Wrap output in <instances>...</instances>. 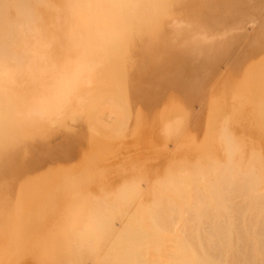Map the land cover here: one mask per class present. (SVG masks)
<instances>
[{"label": "bare ground", "instance_id": "1", "mask_svg": "<svg viewBox=\"0 0 264 264\" xmlns=\"http://www.w3.org/2000/svg\"><path fill=\"white\" fill-rule=\"evenodd\" d=\"M242 19L246 22L245 24L241 23ZM262 23L264 24V0H0V234L6 230L8 221L11 223L10 226L14 227L24 216L23 219L26 222L28 216L25 217L27 215L25 211L31 212L34 208L33 210L39 213L37 208L45 211L44 207L47 204L49 210L51 198L65 191L55 189V186L76 182L85 184L88 180L79 174L81 172L72 174L65 172L55 152V143L63 140L68 128H72L68 127L63 119L67 115L71 96L75 93L73 91L80 90L83 83L90 81L93 75L102 74L114 83L109 87L116 91L124 88L131 89L132 92H125L124 89L121 94L132 95L135 98L134 103H127L137 107L141 103L142 94H145L141 90L159 86L158 88L163 89L164 95L167 90L176 87L177 90L184 88L188 91L199 84L197 80L202 73H207V77L203 76L207 78L209 85L212 80L213 84L218 85L235 83V88L241 85V90L246 87L245 90L251 91L250 95L256 102V98L260 99L257 97L258 91L264 88V47H261V40L264 41V26L258 28V25ZM246 24L252 27L257 25L258 34L262 38L260 41L256 40L255 35L251 36L246 29ZM216 73L219 75L212 78ZM194 83L192 88L191 84ZM186 86L190 88L187 87V89ZM196 89L192 90L193 95ZM178 92H174L177 96L174 93L170 94V98L176 99L180 96L179 101L181 99L183 101L182 96L186 95V92ZM224 92L226 96L230 94L228 91ZM151 94L144 96L151 98L153 95ZM167 94L166 96H169ZM164 95L163 99L166 97ZM215 95L212 97L218 96ZM189 96L191 94L186 95L187 100ZM206 96L207 94H204V97ZM219 96L222 95L219 94ZM121 100L127 101V96ZM169 100L162 101L167 103V101L170 102ZM151 101L148 102L153 103ZM155 103L156 100L153 105ZM158 104L159 102L157 106ZM260 104L261 107L264 106L263 99ZM142 105L140 104L139 107ZM263 110L261 109L262 113ZM140 116L145 118L143 111ZM155 116L158 117V115ZM162 116L166 115L156 117L151 124L159 123ZM54 118L58 120L53 121ZM143 118L139 117L135 126L142 127ZM209 131L213 133L216 128L211 127ZM179 136L182 137V135ZM225 137L224 141L227 144L230 139ZM109 141L110 139H104L101 142L104 147L112 146L115 149L117 144L109 145ZM97 143L99 144L100 140ZM121 145L123 144L120 143ZM223 150H220L222 151L220 155L216 149L211 150L206 157L218 158V155L221 157ZM227 150H231L230 145ZM86 151H78L73 156L78 160L80 157L81 160H85L88 156ZM195 159H198V155ZM218 160H216L218 163L215 168L213 166L212 171L208 172L209 174H206V171L204 173L196 170L193 171L195 174L189 173L187 175L189 178L185 177V181L174 180L176 183H173L177 185L175 186L177 189L175 190L174 187L172 190H183L182 192H185L180 191V193L185 196L171 191L168 187L162 192L161 198L155 195L157 190L151 192V188L148 189L150 195L148 190L146 189V192L144 189L137 196L138 189L136 192L131 191L138 187V184H135V188L133 187L131 191L125 187L128 189L125 193V189L120 193L121 188L120 194H117L118 196L125 194L122 198L126 196L129 200H133L135 196L138 198L140 196L139 205H134L135 203L132 205L143 211L145 216L143 217L142 214V217L145 220L143 223L140 219L142 222L140 223L139 220L136 221V218V220L129 219L132 216L130 209L129 212H119V216L125 214L126 219L115 224L117 227L113 228L114 237H111L112 234L107 235L109 226L114 223L107 220L109 217L105 218L109 223L103 222L108 225H102L100 222L101 228L98 226L99 221H96L97 233L94 231L95 233L90 235L86 231L91 226L85 228L82 221H75V223L80 222L79 224L84 226L86 232L80 233L75 227L77 234L80 233V236L83 234L81 241L78 234L76 242L72 239L77 235L76 231L71 233V236L68 233L72 231H70L71 223L75 225L70 216L71 222L67 224L69 227L65 226L57 233H62L60 236L63 239H65L63 236H67L66 233H68V239L75 234L70 238L71 240L69 239L75 244L65 239L69 242V246L73 244L75 248L72 246L67 253L64 251L65 255L58 247L61 245L64 249L68 244L63 247L60 236L57 240L58 235L53 234L56 236H50L51 240L49 238L47 241L52 242L53 238V243L56 241L57 246L55 243L53 245L55 248L49 247L54 250L48 249L51 255L46 254L48 255L46 257L51 256L52 259L50 257L49 260H54L47 263L69 264L72 257L73 260L78 257L74 263L70 264H88L87 257H90L92 261L89 262L92 264H264V184L263 187H258L259 181L255 178L256 176L254 177L255 173L252 171L254 173L252 175L247 171V167L245 170L244 157L231 158L226 155L220 164L221 159ZM216 161L213 162L216 163ZM260 173L259 175L262 174ZM122 181L124 180L117 184L119 185ZM165 182H161L162 187L166 186L164 184L167 182ZM161 183L155 185L160 189ZM89 186L98 196L106 195L105 190L101 195L103 189L99 188L100 185L96 180L89 182ZM141 186L143 187V184ZM129 187L132 188V185ZM153 192L155 194L151 196ZM106 193H108L107 190ZM115 193L116 191L113 196L107 194V197L115 198L117 196ZM172 193L176 196L174 194L171 196ZM70 194L69 197L72 195ZM66 196L68 195L66 194L60 201L70 199ZM118 196L117 198L120 199ZM107 197L103 200L105 201ZM36 199L37 201L42 199V202L46 200L45 203L47 200L49 202L40 204V201L39 203L36 201L43 206V208L37 207L36 211V206L33 204ZM115 199L109 198V202L103 203L107 205V202L110 203V200ZM74 200L82 202L81 197ZM20 201L23 203L21 206L28 203L27 206L25 205L26 208L19 207ZM84 204L86 206V201ZM84 204H81L83 208ZM87 205L89 206L88 203ZM90 205L95 210L96 206L94 207L93 203ZM51 208L54 212L53 206ZM73 209L80 217V213L78 215L76 212L78 210H75V207ZM21 210H24L23 216ZM182 211L187 212L190 217L178 224L174 218H177L178 222L180 218H184L181 215ZM89 212H87L88 216H90ZM20 216L21 219H19ZM135 216L137 217V214ZM172 220L175 221L173 225ZM82 225H80L81 229ZM93 226L95 225L92 223L91 229L95 230ZM98 229L101 233H98ZM30 230L33 231V229ZM67 241L65 243H68ZM99 243L103 246L98 245ZM55 250H60L63 255L60 256L61 253L58 251L57 254L60 255L57 256L60 258L56 256L57 259H55ZM87 250L88 253H86ZM72 252H78V256L77 253ZM63 256L67 259L70 257L68 263H65L66 260L60 261ZM19 259H16V262ZM0 264H3L1 260Z\"/></svg>", "mask_w": 264, "mask_h": 264}, {"label": "rangeland", "instance_id": "2", "mask_svg": "<svg viewBox=\"0 0 264 264\" xmlns=\"http://www.w3.org/2000/svg\"><path fill=\"white\" fill-rule=\"evenodd\" d=\"M244 20L247 22L246 18H244ZM244 20L242 19L241 23L244 22V24H245L246 22ZM237 22H238V20H237ZM248 25H250V24L245 25L247 27L246 29H248V32H250L251 36L255 35L256 40L260 41L262 38H261L260 34H258L259 30L257 29V25L253 26V27H252V25H250V26H248ZM261 26L263 27L264 24L263 23H262V25L259 24L258 28ZM255 37H253V38H255ZM261 47L262 48L264 47V41L263 40H261ZM210 70H211V68H210ZM203 75H205L207 77V73H205V74L202 73V75L199 76V79L197 80L199 84H197V85H195V83L191 84V86L195 85V88H193L194 86H192L193 89L189 90L187 87L190 88V86H186L188 91L184 88H182V89L178 88V90H177V87L174 89H169L166 91V94L170 90L172 91V92L168 93L169 96H166V94L164 95L163 94L164 91H162L163 89L161 90V88H158L159 86L154 87V88L150 87V88L141 90V91L145 92V94L143 93L141 96L142 97L140 99L141 103L139 101V103L141 105L143 104L141 107H139L140 104H138L137 107L135 105H132V104L129 105L128 104V103H134V101H135V98L132 95H130L128 93L121 94L122 92H124L123 91L124 89H125V92H132L131 89L124 88V89H119L120 91H118V90L116 91L114 88L109 87L114 83H112L108 77H106L102 74L93 75L91 77L90 81L83 83L84 85H82V88L80 90L73 91L75 93L71 96L70 103L67 106V108H68L67 109V115L64 116V119H63L64 123L68 127L71 126L72 128L71 129L68 128L67 133H66L63 140L55 143V147H56L55 152L57 153V158H58L59 162L61 163L62 169L65 172H67L68 174H72L74 172H81L79 174H82L84 177H86V179L88 178V180L85 182V184H84V182H78L80 184L79 186H78L77 182H76L77 184L73 183L74 185L72 183H65V184L58 185L59 187L55 186V189L65 190L66 194L68 195V196H66L67 198L69 197V193H71L72 195L70 194L71 195L69 197L70 199L65 200V201H60V199L62 198V200H63L64 199L63 197L66 195L65 191H61L58 194V196H60L59 198H58V196L51 198V200H50L51 204L49 203V206H50L49 210L47 207L48 206L47 202H49L48 200L46 203H45L46 200L43 202H42V199L38 200V201H40V204H43V203L47 204V206L44 205V206H46V207H44L45 211L44 210L42 211L41 208H37L40 206L43 208V206L40 204H37L36 203L37 199H36L34 201L36 204L35 203H33V204H34V206H36L35 209L37 208L39 210V213H40V211H41V213L39 214L38 212H35V210H33L34 208H32L31 212L29 211L30 213L28 211H25L27 213V215L25 217L28 216L27 221H26L28 223H26L25 220L23 219L24 218V216H23L24 210L23 211L21 210L22 216H23L22 217L23 222H22L21 216L19 217V219H21V220H19L21 223L19 222V224L14 226V227L10 226L11 223H9V221H8V226H7L8 229L6 228V230H8L9 232L4 230L3 233L0 234V240H1L0 241L1 242L0 243V260L2 261V263L3 264H12V263L13 264H39L41 262L40 264H49V263H47V261L48 262L50 261V263H51L54 259L51 261V260H49V258L51 256L50 257H46V256L51 255V253H49V250H51V249L54 250L52 247H54L53 245L56 243V241H55V243H53L54 242L53 238H52V242L47 241V239L49 240V238H50V240H51V237L58 235L56 237V239L58 240L59 236L62 233L59 234L57 232L62 231L63 227H65V226H66V228L69 227L68 225L70 224L71 221L75 225H72V223H71L70 231L71 230L72 231L68 232L69 236H71V233H75V231H76L75 234H77L78 231L80 233L84 234L85 228H88L89 226H91L88 228V230L86 229L87 234L90 235L91 233L94 234L95 233L94 231H96V233H97L96 223L98 221H99L98 226L101 228V225H99V224H101V223H102V225L106 224L103 222L104 221L107 222L105 218L109 217L107 220H111L110 223L112 221L114 223H111L113 225L109 226L108 231H107V233H108L107 235L110 236L112 234L111 237H114L115 234H113V233L115 232V230L113 228L117 227L115 224L121 223L122 220L126 219L125 214L123 216L120 215L121 216L120 217L119 212H129V209H130L131 210L130 214L133 217L130 216L129 219L130 218H134V220L137 219L136 221L139 220L140 223H142L145 220V219H143V217L145 216L143 211H141V209L139 210L136 208L139 205L138 203H139V198H140V196H139V198L137 197L138 196L137 194H140L141 190L145 189V191H146V189L150 190V188H151V190H150L151 192H152V190H154V191L157 190V192L159 191V194H161V195L157 194V192L155 191L156 194H155V192H153V193H151L152 194L151 196H154L153 194H155L157 197L160 196L159 198H161L162 192L165 190L166 187H168L171 191H173L172 188L177 186L176 184L174 185L173 182L176 183V181H174V180L185 181L186 180L185 177H187V175L189 173L196 171V170L203 171V172L206 171V174H207L209 171H212V169L215 168V166L217 165V163L219 161L218 159H221L219 162V164H220L221 161L223 160V157H225L226 155H228V157H231V158H238L240 156L244 157L246 159L245 170L247 167L248 172H250L252 175L255 173L256 175L254 174V177L256 176L255 178L256 179L258 178V181L260 183L257 182V180L255 182H257V185L259 184L258 187H261V186L263 187V184H264V174H263L264 173V170H263V168H264L263 167L264 166V110L262 113L261 109H264V106L261 107L260 102H261V99L264 100V88H262L258 91L259 94L257 93L258 94L257 97H259L260 99L256 98L255 99L256 102H255L253 100V96L250 95L251 91L249 89L245 90V89H247L246 87H243L244 89L241 90L240 89L241 85H239V86H236V88H237L236 89L234 86L235 83L232 84L233 85V87H232V85L213 84V80L209 85V82L206 81L207 78L206 77L204 78ZM218 75H219V73L213 74L212 78H214ZM196 86H197V89H196ZM228 87L230 88V91H229ZM175 89L177 92L180 91L181 93H185L187 91L188 93L186 92V95L191 94V96H189L190 97L189 100H187L188 98H186V95L182 96L183 94L182 95L180 94V95L182 96V98L183 97L186 98V100L183 98V101H181L182 99L179 101L180 96H178V98L176 97L177 100L173 99L174 97L170 98V94L176 92ZM194 89H196V92H194V95H193L192 90L195 91ZM149 91H151L150 93L153 94V95L151 94L152 95L151 98H149L150 96L145 97L146 95L150 94ZM190 91H191V93H190ZM218 91H222V92L220 93ZM224 91H226V92L228 91L230 94L228 93L229 95L227 94L228 96H226L225 95L226 93ZM213 92L215 94H217L218 96L212 97V96H216ZM155 93H156V95L159 94V95H157L158 96L157 99H159V97L163 101L170 99L169 100L170 102L167 101V103H165V102L163 103L162 100L160 102V99L159 100L156 99ZM174 94H173V96H174ZM204 94L205 95L207 94V96L204 97ZM219 94H221L222 96H219ZM120 95H122L123 97L127 96V101L123 102V100H121V98H123V97H121ZM154 95H155V97L153 98ZM163 95H164V97L166 96L165 97L166 99L165 98L163 99ZM175 96H177V95L175 94ZM171 97H172V95H171ZM143 98H144V101H143ZM145 99L147 100V102ZM151 99H152L153 103L156 100V103L154 105H153V103L148 102V101H151ZM142 101H143V103H142ZM145 102H146V104H144ZM157 102H159V104H158L159 106H157ZM205 102H207L208 104ZM148 103H150V104H148ZM165 106H166V108H165ZM138 108H139L138 111H141L140 112L141 114L143 111V116L145 118L140 116V113L137 111ZM164 109H165V111H164ZM162 111H164V113ZM160 114L166 115V116H162V119L160 120L159 123L151 124V121L155 120V118L157 117L155 115H158V117H161ZM139 117L144 119L142 127L135 126L136 125L135 123L137 122ZM56 120H58V118H54L53 121H56ZM55 125H57V124H55ZM51 126H54V124H51ZM211 127H215L216 131H214L213 133H210L209 129ZM220 134H223V135H220ZM175 135H177L178 137H176ZM179 135H182V137L183 136L184 137L182 138ZM225 136L230 139L229 141L227 140L228 141L227 144L224 141ZM104 139H110V141L108 142V144L110 143L109 145H111L113 143H114V145L117 144V145H115V149L112 146L104 147L103 146L104 144L102 145V142H101ZM99 140H100V143L98 144L97 141H99ZM120 143L123 145L120 146ZM229 145L231 146L230 151H228L230 148L227 150V147ZM117 146H118V148H117ZM90 148H92V149H90ZM215 149L217 150V152L219 149L220 150L224 149L223 150L224 153H221V155L223 157L219 156L220 152H222L220 150L218 152V154H219L218 158L217 157H215V158L210 157L209 158V156L206 157V155L211 150L214 151ZM83 150H87L86 152H88V156L86 157L85 160H81V157L78 160L77 157L73 156V155H76L78 151L82 152ZM196 155H198V159H195ZM211 160H213V161L218 160V161H216V163H215ZM185 161H189V162L187 163ZM219 164H218V166H219ZM257 168H259L260 170ZM258 172L259 173L261 172L262 174L260 173L261 175H259ZM261 176H262V178H261ZM168 177H169V179H165ZM259 177H260V179H259ZM187 178H189V176ZM93 180H96L97 184L99 183V185H100L99 188L103 189L101 195H103V191L105 190L104 191V193L106 194L105 196H98L97 193H95V191H92L91 186H89V182H92ZM121 180H124L122 182H126V183L123 184L121 182L118 185L117 183L120 182ZM165 180H166L167 184H169V185L164 184L166 186L162 187L161 182L164 183ZM170 180L172 181L173 185H171L172 183ZM169 181H170V183H169ZM143 182H147V183H143ZM81 183H82V185H81ZM158 183H161V186L159 184V187H161L160 189L156 186ZM66 184H68V185H66ZM135 184L136 185L138 184L139 186L138 187L136 186V188H135ZM142 184H143V187L141 186ZM145 184H147V185L144 186ZM128 185L129 186L132 185V188H130ZM154 185L156 186L155 188H154ZM152 186H153V189H152ZM65 187H68V188H65ZM74 187H76V188L79 187V188L75 189ZM125 187L130 189V191H131V189L133 190L135 188L131 192H136V190L138 189L136 192L137 196H135L133 200L132 199L129 200L126 196L123 197L124 198L123 199L122 196H124L125 194H123L122 196H120V195L118 196L117 193H119L121 188L122 189H121L120 193H122L123 192L122 190H124V189H125L124 193L128 192L127 191L128 189ZM144 187H146V188H144ZM162 188H163V190H162ZM33 189H35V188H33ZM110 189H111V191H110ZM176 189H177V187H175V190ZM24 190H25V187H24ZM106 190L108 193H106ZM112 190H114V192L116 191L115 195L117 194V196L120 199H118L117 196L115 197L117 200L114 197H107V194L108 195L110 194L111 196L114 195L113 194L114 192ZM149 190H148V194H149ZM160 190H162L161 193H160ZM167 190H166V192H167ZM69 191H72V192H69ZM77 191H78V193H77ZM171 191H169V192H171ZM180 191L182 192L183 190L179 189V190L173 191V192H175V193L177 192L179 194ZM190 191L192 192V189ZM91 192L93 195L91 194ZM184 192H182V193H184ZM74 193H76V194H74ZM175 193H172L171 196L173 194L175 195ZM60 194H62V196ZM167 194H168V196H170L169 193H167ZM181 195H183V194H181ZM73 196H74V198H73ZM163 196H164V193H163ZM183 196H185V194ZM80 197L82 199V202L80 200H74L75 198L80 199ZM99 197L102 200L104 197H107V199L105 198V201L104 200L102 201L101 199L99 200ZM157 197H156V199H157ZM56 198H58V199H56ZM109 198L115 199V200H110V203L111 202L113 203V204L111 203L112 205L110 203H108ZM125 198L128 199V201ZM136 198L138 200H136ZM53 200H55V201L52 203L51 201H53ZM72 200H73V202H72ZM122 200H124V202H122ZM84 201H86V206L84 204ZM100 201H102V202H100ZM106 201H108L107 205L106 204L104 205L103 202H106ZM76 202L79 204L81 203L82 205L84 204V208L81 206V204L80 205L78 204L79 206H81L79 209ZM54 203H55L56 207H55ZM70 203H72L73 206ZM87 203L89 204V206L87 205ZM92 203H93L94 207L96 206L94 208L95 210H93V207L90 205ZM132 203L133 204L135 203L134 205H137V204L138 205L134 206V205H132ZM21 204H23V203H21V201H20L19 207L24 206V208H26L28 203L27 204L24 203L23 206H21ZM59 204H60V206H59ZM130 204H131L130 207L131 208L133 207V209H131L129 207ZM37 205H39V206H37ZM51 205L53 206L54 212L52 211ZM63 205H64V207H63ZM101 205H103V207H100ZM90 206H91V208H90ZM108 206L110 208L109 210H108ZM125 206H128V207H125ZM73 207H75V210L78 208L77 209L78 211H76V212L78 215L80 213V215H79L80 217H78L76 215L75 211H73L74 210ZM122 207H123V209H122ZM70 208H72L73 210ZM89 208H90V210H89ZM99 208H101V209H99ZM135 208L139 211H137ZM37 209H36V211H37ZM46 210H48V211H46ZM91 210L94 213L91 212ZM123 210H125V211H123ZM132 210L135 211V212L134 211L133 212L137 214L138 218L135 216L136 214L134 215ZM86 211L87 212L90 211L89 212L90 216H88L89 214ZM32 212H33V214H32ZM28 213H29V215H28ZM71 214H73L74 218H72L73 216ZM81 214H83V215H81ZM142 214H143V217H142ZM75 215L77 217V220L75 218ZM173 215H175V214H173ZM181 215L184 218H180L179 222H178L177 218H174L175 221L177 220L176 223H178V224H180L183 220L190 217V216H188L189 214H187V212H185V211H182ZM70 216H71V218H70ZM114 217H115V219H114ZM69 218L71 219V221H69L70 220ZM99 218H101L100 220H102V221H100ZM116 218H117V220H116ZM119 218H121V219H119ZM28 219L30 220V222ZM140 219L142 220V222ZM92 220H94V221L92 222ZM33 221L35 222V224ZM45 221H46V223L44 224ZM75 221H80V222L82 221V224L86 227L84 228V226L82 224H79L80 222L75 223ZM84 221H85V223H83ZM175 221L171 222L172 225L174 224ZM86 222H87V224H86ZM92 223H93V225H95V226H93V228L95 227V230L91 229ZM107 223H109V221ZM21 224L23 225V230H22ZM19 225H20V227H19ZM28 225H29V227H28ZM80 225H82L83 230L81 229ZM106 225H108V224H106ZM78 226H79V228H77ZM16 227H18L19 229L18 228L16 229ZM75 227L78 231L76 229H74ZM11 228H13V229L11 230ZM30 229H33V231ZM60 229H62V230H60ZM90 229L92 232L90 231ZM38 230H40V232ZM67 230H65V231L67 232ZM99 230L100 229H98V231ZM65 231H63V232H65ZM45 232L46 233L49 232L50 235L48 233L47 235H49V236H47ZM68 233H66L67 236H63L65 239H68ZM80 233H78L79 236H80ZM98 233H101V231H99ZM53 234H56V235H53ZM78 234L75 235V237H73L74 235H72L73 238L69 237V239L72 238V239H74V241L77 242ZM83 234L81 236H83ZM81 236L79 238L80 240L78 239L79 241H81V239H82ZM3 237H5V238H3ZM61 237L62 236H60V238ZM4 239H6V240H4ZM21 239H22V241H21ZM27 239H29V240H27ZM65 239L61 238V243L63 244V247H65L66 244H68V245H66V247L64 249L62 248L61 245L58 248L62 249L61 252L65 251L67 253L68 250L75 248L73 245V244H75V242L73 240L69 241V239H68L69 242H72V243L74 242L73 244H71L69 246V242L66 240L68 243H65L66 242ZM34 240H35V242H33ZM62 240H64L65 242L64 241L62 242ZM3 241H5V242H3ZM16 241H17V243H16ZM8 243H9V245H8ZM48 243H49V245H47ZM44 244H46V245H44ZM2 245H3V247H2ZM15 245H16V247H15ZM98 245L103 246L100 243ZM4 246H5V248H4ZM50 246H52V247L49 249ZM56 246H57V243H56ZM24 248H25V250H23ZM89 250L91 251L92 249L89 248ZM58 251L60 252V250H55L56 255L53 254V256L55 255V257H56L57 255H60V254H57ZM31 252H33V253H31ZM65 252H64V254L66 255ZM92 252H94V251L92 250ZM92 252H90V253H92ZM52 253H54V252L52 251ZM72 253H77V256H78V252H72ZM86 253H88V250ZM46 254H48V255H46ZM71 254H70V256H71ZM62 255L63 254L61 253L60 256H62ZM7 256H8V258H7ZM60 256L59 257L57 256V257L60 258ZM72 256H74V254H72ZM75 256H76V254H75ZM55 257H53V258H55ZM57 257L55 259H57ZM76 257H74V258H76ZM65 258L63 256V258L61 257V260L60 259L59 260L60 261L66 260L65 263H68L69 262L68 259L70 257L68 259H67V257H65ZM72 258L70 259V261H71L70 263H72V262L74 263L78 257L74 260ZM16 259L17 260L19 259V261L16 262L17 261ZM50 259H52V257ZM87 259H88L87 260L88 264H92V262H89V261H92V259L90 257H87ZM32 261L35 263H33ZM62 263L63 262H61V263L53 262V264H62ZM75 264H77V263H75ZM111 264H117V263H111ZM121 264H125V263H121Z\"/></svg>", "mask_w": 264, "mask_h": 264}]
</instances>
